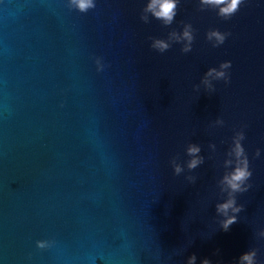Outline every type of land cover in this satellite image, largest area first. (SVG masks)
<instances>
[{
    "label": "water",
    "instance_id": "95a60500",
    "mask_svg": "<svg viewBox=\"0 0 264 264\" xmlns=\"http://www.w3.org/2000/svg\"><path fill=\"white\" fill-rule=\"evenodd\" d=\"M145 3L0 0V264H241L253 248L264 264V0L227 20L181 0L171 25L143 21ZM182 22L189 52L151 47ZM210 28L231 34L213 46ZM227 59L230 82L206 88ZM242 125L251 187L224 230L220 180ZM192 143L204 162L190 169Z\"/></svg>",
    "mask_w": 264,
    "mask_h": 264
},
{
    "label": "clouds",
    "instance_id": "9594fccd",
    "mask_svg": "<svg viewBox=\"0 0 264 264\" xmlns=\"http://www.w3.org/2000/svg\"><path fill=\"white\" fill-rule=\"evenodd\" d=\"M181 0H146L143 6L141 19L145 22H149L150 16L159 19L163 25H171L177 15L178 5ZM246 0H199V7L205 9L211 7L216 10L217 15L224 18L230 19L241 7L245 4ZM67 6L72 9H76L81 13L88 12L89 9H93L97 6V0H67ZM183 29L172 30L168 37H151V47L157 49L163 53L172 46L173 41H183V52H189L193 47V41L195 39V30L191 22H182ZM231 33L228 31H222L219 28H210L207 31V39L212 41L213 46H219L225 42L227 37ZM97 70L101 71L104 69V63L102 57L96 58ZM232 66V60L227 59L221 61L219 67L212 66L204 74L202 83L206 88L214 89L212 80L223 79L226 83L231 80L230 69ZM196 87H199L197 85ZM218 124H224L223 117L217 120ZM246 125H242L239 130L232 136L231 143L227 149L224 163L227 170L221 177L220 183L223 185V190L227 191V199L219 202L216 205L217 211L221 213L225 218L221 221L224 230H228L230 225L238 220L239 213L244 205L237 203L236 193H242L247 191L250 187V178L253 175L251 167V161L248 151L245 147L244 140L246 133L244 128ZM215 149L216 145H211ZM201 148L199 144L192 143L188 146L187 152L191 157L187 161L188 168H195L197 165L204 162V157L200 155ZM262 149L257 148L255 156L260 157ZM176 173L183 171V165H175ZM54 240L45 238L36 241V245L40 249H48L53 246ZM257 251L255 248L244 252L241 257V264H256ZM197 257L195 253L188 257L187 264H195ZM95 264V261L93 262ZM201 264H213L209 258H204Z\"/></svg>",
    "mask_w": 264,
    "mask_h": 264
}]
</instances>
